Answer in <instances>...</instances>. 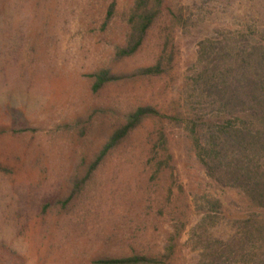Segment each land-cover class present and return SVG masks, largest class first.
<instances>
[{
	"label": "rangeland",
	"instance_id": "1",
	"mask_svg": "<svg viewBox=\"0 0 264 264\" xmlns=\"http://www.w3.org/2000/svg\"><path fill=\"white\" fill-rule=\"evenodd\" d=\"M135 2L0 0V264L163 258L179 232L164 264L247 262L226 248L249 205L242 191L215 187L190 123L249 129L264 112L249 104L264 95L255 84L264 87V0H165L144 47L118 59ZM168 42L167 73L135 75ZM105 68L126 77L95 93L90 76ZM148 106L163 117L145 118L85 183L112 136ZM203 127L205 144L212 127Z\"/></svg>",
	"mask_w": 264,
	"mask_h": 264
},
{
	"label": "trees",
	"instance_id": "2",
	"mask_svg": "<svg viewBox=\"0 0 264 264\" xmlns=\"http://www.w3.org/2000/svg\"><path fill=\"white\" fill-rule=\"evenodd\" d=\"M116 6V3H114L108 12V23L114 17ZM164 7L165 0H136L129 16V31L125 46L118 48L116 52L118 59L131 58L144 47L150 31L161 17ZM168 46L169 42L165 46L164 55L155 66L140 69L135 75L159 77L167 73L166 65H171L174 62L173 54L167 56ZM90 77L95 80L93 90L98 93L107 85L120 81L126 76L116 74L110 68H105ZM262 82L264 84V81ZM255 84H260L264 91L260 80ZM225 86L228 87V83ZM247 91L245 89L246 94L244 95L250 96ZM253 99L249 104L252 105L255 111L259 112L260 109L264 111V95L256 96ZM233 100L238 105H245L244 99L237 95L233 97ZM232 104L231 102L227 103L225 108L230 107ZM161 115L158 110L150 106L139 108L131 114L128 117L127 124L112 136L101 155L92 164L84 182L87 183L90 180L109 153L126 139L145 118L163 117ZM174 119L178 118L175 117ZM205 119L202 117L193 118L190 123L193 127L192 130L197 135L195 145L200 162L218 190L221 192L229 189L242 191L249 205L248 213L250 214L247 218L235 222V226H239L240 230L236 237L230 240L226 251L231 253L233 259H248V263L244 262V264H264V159L260 156V153L264 151V112L255 114L252 123L253 128L248 126L249 129L246 128L245 124L243 128L236 127L233 119L227 120L221 125L213 124V119L207 121ZM207 123L212 129L205 132L207 136L209 135L210 140L209 143L204 144L200 131H203V126ZM246 152L250 153L248 163L240 160V156L246 157ZM216 202L221 207V201L217 200ZM214 213L218 215L216 214L218 211ZM180 238L181 232L170 240L167 255L163 258L134 255L125 258L97 260L94 264H164V260H171L175 256L178 248L177 242Z\"/></svg>",
	"mask_w": 264,
	"mask_h": 264
}]
</instances>
